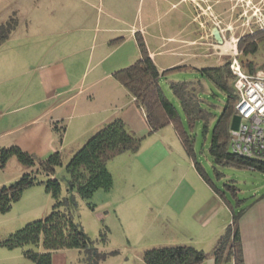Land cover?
<instances>
[{"label": "rangeland", "instance_id": "rangeland-1", "mask_svg": "<svg viewBox=\"0 0 264 264\" xmlns=\"http://www.w3.org/2000/svg\"><path fill=\"white\" fill-rule=\"evenodd\" d=\"M228 4V0H219L217 8L223 9ZM186 5L190 10L188 1ZM255 6L259 7L256 15ZM184 8L185 4H181L178 10ZM178 10L173 8L162 15L158 19L159 23L165 24L169 16L176 17ZM229 12H224L218 29L222 38L218 49L221 55L212 56L207 62L214 64L216 59H227L236 51L238 57L251 60L254 71L264 69V31H256L264 29V4L261 0H234L231 17ZM188 18L189 15L185 16L180 11L174 23L182 25ZM226 24L229 28H226ZM247 27L251 28V32L258 33L254 37L258 44L255 51L246 55L240 52L237 41ZM226 41L230 46L223 50L221 45ZM118 54L119 52L108 54L93 72L107 67ZM93 72L85 79L89 80ZM199 76L196 70L189 68L173 70L160 79L164 93L178 107L182 126L194 137L192 154H188L171 124L149 130L141 111L115 76L95 83L81 95V99L92 96L91 103L101 113L103 109H109L114 114L120 112L118 107L114 111L109 108L113 106L114 100L121 102L124 112L137 113L138 120L132 118L130 123L125 122L130 130L141 137L136 149L124 150L107 160L112 174L111 187L95 190L90 197L92 206L76 196V203L71 208L74 219L83 228L88 239L108 252L98 264H146L143 260L145 249L174 243L192 244L202 250L205 260L199 264H208L209 256L213 257L215 264H231L232 257L228 254L229 234L226 235L228 223L232 213L246 207L254 199L256 192L264 190V173L263 169L257 167L213 162L209 155V140L214 121L225 105V96L215 90L208 80H204L203 105L212 114L208 121L200 118L189 125L168 84L170 78ZM212 90L215 94H211ZM234 114L235 110L232 111L230 121ZM80 145L81 143H64L61 151L62 164L55 168V175L61 180L63 193L66 195L73 191L66 182V158ZM194 160L200 163L209 181L201 176ZM25 170L27 166L14 155L11 156L5 166L0 167V183L15 180ZM51 204L52 198L43 183L24 188L11 207L0 212V239L27 221L44 215ZM102 234L104 241L99 240ZM113 250L115 251L112 252ZM19 251V247L0 246V264H33L23 255L16 258L14 253ZM57 253H65V263L79 264L80 253L76 249L58 250ZM62 263L58 256L52 257V264Z\"/></svg>", "mask_w": 264, "mask_h": 264}, {"label": "crops", "instance_id": "crops-1", "mask_svg": "<svg viewBox=\"0 0 264 264\" xmlns=\"http://www.w3.org/2000/svg\"><path fill=\"white\" fill-rule=\"evenodd\" d=\"M103 1L0 0V23L17 17L0 43V146L15 143L45 157L54 150L61 152L66 142L82 143L113 117L128 123L138 120L137 113L124 112L121 102L114 100L109 106L120 112L101 113L91 103L92 96L81 95L139 57L138 36L160 70L180 63H209L210 57L221 55L220 19L225 11L230 17L234 12V0L223 9L217 8L219 0ZM181 4L185 8L178 10ZM173 8L177 16L180 11L189 15L186 22L177 26V16H169L160 24L158 19ZM112 52L119 54L93 72ZM54 119L65 121L61 139L49 124ZM254 195L238 217L244 264H264V190ZM57 252L53 256L67 264L65 253ZM21 255L14 253L16 258ZM207 263L215 264L212 256Z\"/></svg>", "mask_w": 264, "mask_h": 264}, {"label": "trees", "instance_id": "trees-1", "mask_svg": "<svg viewBox=\"0 0 264 264\" xmlns=\"http://www.w3.org/2000/svg\"><path fill=\"white\" fill-rule=\"evenodd\" d=\"M16 23L15 15H11L0 23V43L8 36ZM256 31L263 32L264 29ZM244 32L239 36L237 44L241 49L240 52L247 55L255 51L258 42L254 37L258 33L251 32L249 27ZM137 43L139 57L127 66L116 70L114 76L126 88L134 104L142 111L150 131L171 124L188 154L193 153L194 137L182 126L178 107L164 93L160 79L173 70L194 69L199 73V77L170 78L168 84L189 125L200 118L208 121L212 114L203 105L204 80H208L215 90L225 96V105L214 121L209 140V155L213 162L264 168V160L238 154L230 148V117L238 97L234 86L235 75L229 67L230 56L214 64L194 66L189 63H180L160 70L149 56L142 37L138 36ZM239 60L244 71L254 72L251 60L242 57H239ZM211 94H215V91L212 90ZM49 124L61 139L66 126L65 122L54 119L50 120ZM140 139V136L128 128L121 116L113 117L98 127L73 151L65 163L66 182L73 189L67 195L63 193L61 180L55 175V168L62 164L59 150H54L45 157H39L15 143L0 146V167L5 166L7 160L13 155L27 166V170L15 180L0 183V212L7 211L12 202L19 198L24 188L37 183H43L52 198L51 207L44 215L9 231L0 239V246L19 247L22 255L29 258L33 264H52L53 253L68 248L76 249L80 253L79 264H98L108 252L88 239L83 228L74 219L71 208L76 203V196L92 206L90 197L93 192L99 188L108 189L112 185V174L107 166V160L124 150L136 149ZM194 165L201 176L209 181L200 163L194 160ZM40 175L42 177H39ZM244 208L232 213L226 229L228 232L226 235L229 234L230 240L228 254L232 257L234 264H244L238 229V217ZM99 240H105L103 234ZM204 259L205 254L202 250L187 243L156 245L143 252V260L146 264H199Z\"/></svg>", "mask_w": 264, "mask_h": 264}, {"label": "built area", "instance_id": "built-area-1", "mask_svg": "<svg viewBox=\"0 0 264 264\" xmlns=\"http://www.w3.org/2000/svg\"><path fill=\"white\" fill-rule=\"evenodd\" d=\"M255 9L256 15L259 7ZM237 55L236 51L229 55V67L235 75L234 86L238 92L234 110L239 116L236 127H230V148L238 154L264 160V69L244 71Z\"/></svg>", "mask_w": 264, "mask_h": 264}, {"label": "water", "instance_id": "water-1", "mask_svg": "<svg viewBox=\"0 0 264 264\" xmlns=\"http://www.w3.org/2000/svg\"><path fill=\"white\" fill-rule=\"evenodd\" d=\"M220 40V39H219ZM238 120H239V116L234 114L231 118V121H230V127H236L237 123H238Z\"/></svg>", "mask_w": 264, "mask_h": 264}, {"label": "bare ground", "instance_id": "bare-ground-1", "mask_svg": "<svg viewBox=\"0 0 264 264\" xmlns=\"http://www.w3.org/2000/svg\"><path fill=\"white\" fill-rule=\"evenodd\" d=\"M229 46H230L229 42L226 41L224 44L221 45V48H222L223 50H225V49H227V47H229Z\"/></svg>", "mask_w": 264, "mask_h": 264}, {"label": "flooded vegetation", "instance_id": "flooded-vegetation-1", "mask_svg": "<svg viewBox=\"0 0 264 264\" xmlns=\"http://www.w3.org/2000/svg\"><path fill=\"white\" fill-rule=\"evenodd\" d=\"M219 37L221 38V35L219 34Z\"/></svg>", "mask_w": 264, "mask_h": 264}]
</instances>
